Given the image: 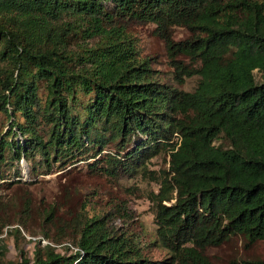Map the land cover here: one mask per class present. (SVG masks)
<instances>
[{
    "label": "trees",
    "instance_id": "16d2710c",
    "mask_svg": "<svg viewBox=\"0 0 264 264\" xmlns=\"http://www.w3.org/2000/svg\"><path fill=\"white\" fill-rule=\"evenodd\" d=\"M147 25L176 83L197 78L193 91L155 77L134 31ZM177 28L184 39L174 40ZM0 112L6 174L24 159L32 178L79 163L116 177L169 156L154 218L168 258L149 259L85 192L76 205L41 209L43 237L55 245L5 261L0 238V264H213L205 251L233 235L264 241V0H0ZM9 175L21 180L18 169ZM23 200L16 220L0 204V235L27 227L33 210Z\"/></svg>",
    "mask_w": 264,
    "mask_h": 264
},
{
    "label": "rangeland",
    "instance_id": "374dc122",
    "mask_svg": "<svg viewBox=\"0 0 264 264\" xmlns=\"http://www.w3.org/2000/svg\"><path fill=\"white\" fill-rule=\"evenodd\" d=\"M153 30V25L134 28L140 55L151 58L150 67L155 71L154 75L159 82L187 92L193 91L197 78L185 79L182 85L176 83L173 79V69L168 64L164 43L153 34ZM185 35V31L178 28L173 33L176 41L184 39ZM259 77V74L256 73V78L259 79ZM8 130L9 122L5 114L0 112V131L5 133ZM168 163V154L162 152L145 161L142 169L137 168L133 173L118 170L116 177L94 174L84 163H79L77 168L69 172L55 168L52 174L40 175L35 178L30 177L29 171H27L29 167L24 159L15 163L16 168L6 171L7 174L1 169L0 174L5 175L6 180H11V178L15 180L11 189L7 183L0 181V204L7 208L6 216L8 218L14 216L16 220V212L21 209L19 207L24 201L23 198L30 200L33 210L31 215L30 211L26 214L29 216L26 228L22 224L4 227L0 238L7 245L5 261L18 259L19 251L32 259L38 242H41V246L44 245L43 242L55 245L50 239L43 237L45 229L42 228V222L39 219L41 209L55 201L62 205H76L82 199L81 194L85 197V192L90 194L86 198L90 197V206L94 213L114 211L110 227L115 230L125 228L139 238L149 259L162 261L168 258V251L162 248L157 241L154 219L155 202L158 201L157 196L160 195L161 182L167 176ZM16 169L21 175L18 177L21 179L19 181L15 179V176L9 177V173L15 172ZM7 182L9 183V181ZM173 202V200L163 202V205L169 206ZM14 230H19L20 237L12 232ZM48 230L49 236L56 235L53 227ZM57 251L62 252V249H57ZM205 254L213 264H226L234 259L263 260L264 241L250 244L244 236L233 235L220 247L207 249Z\"/></svg>",
    "mask_w": 264,
    "mask_h": 264
},
{
    "label": "built area",
    "instance_id": "2783aa9c",
    "mask_svg": "<svg viewBox=\"0 0 264 264\" xmlns=\"http://www.w3.org/2000/svg\"><path fill=\"white\" fill-rule=\"evenodd\" d=\"M43 244H45V242H43Z\"/></svg>",
    "mask_w": 264,
    "mask_h": 264
}]
</instances>
